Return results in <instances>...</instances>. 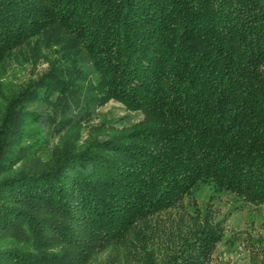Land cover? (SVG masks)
Returning a JSON list of instances; mask_svg holds the SVG:
<instances>
[{
	"label": "trees",
	"instance_id": "trees-1",
	"mask_svg": "<svg viewBox=\"0 0 264 264\" xmlns=\"http://www.w3.org/2000/svg\"><path fill=\"white\" fill-rule=\"evenodd\" d=\"M14 64L32 74L0 83V264L153 263L149 219L185 197L264 205V0H0ZM110 100L143 117L54 142ZM29 155L46 165L11 170ZM207 208L163 264L205 263L223 236Z\"/></svg>",
	"mask_w": 264,
	"mask_h": 264
},
{
	"label": "rangeland",
	"instance_id": "rangeland-1",
	"mask_svg": "<svg viewBox=\"0 0 264 264\" xmlns=\"http://www.w3.org/2000/svg\"><path fill=\"white\" fill-rule=\"evenodd\" d=\"M46 65L44 61H40L36 73ZM31 74L29 65H9L4 69L0 68V83L7 89L15 88L19 83L27 80ZM142 117L141 112L126 110L120 102L110 100L99 108V114L92 120L72 130L63 139H55L54 142H58L59 146H79L90 136L112 134L132 122L139 121ZM46 163L47 158L44 156L29 155L15 159L11 163V170H38ZM209 194L210 192L205 189L196 197L187 196L175 207L164 210L149 219L151 225L149 235L153 238V247L156 252L154 262H144L145 264H163V254L158 249L165 248L171 241H175L177 228L184 230L183 227H187L188 224L194 225V221L201 222V216L193 217H196L198 210H203L206 204L208 217L211 222L218 224L223 236L213 251L206 256L204 264H264V205L238 201L228 193H221L214 199L208 197ZM108 255L109 251L100 253L98 260L89 264H99L98 261L106 260ZM135 258L134 254L123 251L120 255V263L137 264L139 261Z\"/></svg>",
	"mask_w": 264,
	"mask_h": 264
}]
</instances>
